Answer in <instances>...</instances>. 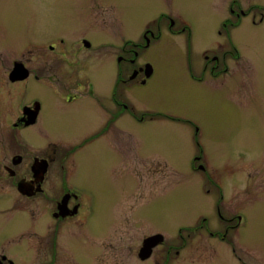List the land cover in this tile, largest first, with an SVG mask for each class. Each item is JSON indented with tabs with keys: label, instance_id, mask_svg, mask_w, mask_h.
<instances>
[{
	"label": "flooded vegetation",
	"instance_id": "flooded-vegetation-1",
	"mask_svg": "<svg viewBox=\"0 0 264 264\" xmlns=\"http://www.w3.org/2000/svg\"><path fill=\"white\" fill-rule=\"evenodd\" d=\"M22 1L36 2L43 23V0ZM112 1L54 0L55 18L67 21L51 35L31 43L0 39V264H109L125 252L137 264H253L244 231L251 214L249 166L239 180L232 171L211 180L202 158L194 156L192 170L203 174L195 184L211 196L206 212L189 215L194 224L179 228L173 239L154 229L152 210L120 201L107 228L106 184L87 174L93 156L104 150V164H126L133 179L143 182L128 129L144 121L133 101L154 74L144 51L163 35L183 37L190 83L225 89L236 83L235 61L243 56L235 30L247 18L255 25L257 15L264 22L263 13L251 14L233 0L222 8L213 3L218 40L200 52L195 70L185 16L161 12L133 36H121L124 22ZM147 120L198 132L187 118L149 114ZM81 162L85 177L77 182L74 169ZM155 173H146L152 183ZM132 227L138 233L130 244L124 236ZM157 235L162 238L152 242Z\"/></svg>",
	"mask_w": 264,
	"mask_h": 264
},
{
	"label": "rangeland",
	"instance_id": "rangeland-1",
	"mask_svg": "<svg viewBox=\"0 0 264 264\" xmlns=\"http://www.w3.org/2000/svg\"><path fill=\"white\" fill-rule=\"evenodd\" d=\"M233 1L248 7L261 6H242L241 9L264 15V0ZM53 2L43 0L42 23L36 2L1 0L0 39L31 43L51 35L57 24L67 21L55 18ZM112 2L116 14L124 22L120 28L121 36H133L138 26L142 28L161 12L185 16L186 26L192 30L189 59L196 70V64L201 60L200 52L210 49L218 40L215 35L216 22L213 20L217 11L211 5L218 3L221 8L227 7L232 0ZM64 9L67 10L66 7ZM254 21L255 25L252 24V18L244 19L235 30V46L243 56L235 61L236 83L225 89L208 88L206 85L197 87L190 83L186 71V40L183 37L163 35L144 51L143 60L152 65L154 74L148 87L135 93L138 98L133 101L139 108L138 116L144 117V121L130 124L131 128L128 129L135 135L131 146L139 155V163L135 166L143 182L141 184L133 179L130 167L126 164H104V150H98L97 157L93 156L87 174L89 179L106 184L107 228L114 223V207L120 201L123 205L152 210L155 215L154 229L168 233L167 238H176L179 228L194 224V221L190 223L187 219L189 215L196 217L206 212L205 204L211 196L195 184L196 178L203 174L192 170L194 156L202 158V165L211 175V180L220 176L229 177L231 171L232 177L239 180L238 174L245 175L246 167L249 166L253 186L250 193L251 214L248 215L250 225L244 229L249 234L246 248L251 251L253 264H264V22L259 23L258 15ZM91 35L98 39L95 34ZM28 83L36 82L30 79ZM149 114L187 118L198 128L197 135L192 129L189 132L176 131L180 128L177 123L148 121ZM160 124L165 127H160ZM85 164L78 163L74 169L77 182L85 177ZM148 170L156 172L154 183L146 178ZM137 188L141 197L135 200L133 192ZM241 198L242 195L237 197V203ZM137 233L133 227L126 230L124 240H130L131 244L133 235ZM109 264L137 262L125 252L116 260H110Z\"/></svg>",
	"mask_w": 264,
	"mask_h": 264
},
{
	"label": "water",
	"instance_id": "water-1",
	"mask_svg": "<svg viewBox=\"0 0 264 264\" xmlns=\"http://www.w3.org/2000/svg\"><path fill=\"white\" fill-rule=\"evenodd\" d=\"M146 67H148V68H150V66L149 65H147ZM162 237L160 236V235H157V236H155L154 237V239L152 238L151 240H152V242L154 241V240H156V241H158V240H160ZM148 242H150V241H148ZM147 243V242H146ZM145 243V244H146ZM158 243V242H157ZM145 244H144V246H145ZM148 245V244H147ZM150 246H152V243H150Z\"/></svg>",
	"mask_w": 264,
	"mask_h": 264
}]
</instances>
